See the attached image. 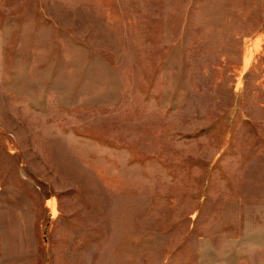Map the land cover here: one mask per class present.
Segmentation results:
<instances>
[{
    "label": "rangeland",
    "instance_id": "1",
    "mask_svg": "<svg viewBox=\"0 0 264 264\" xmlns=\"http://www.w3.org/2000/svg\"><path fill=\"white\" fill-rule=\"evenodd\" d=\"M0 264H264V0H0Z\"/></svg>",
    "mask_w": 264,
    "mask_h": 264
}]
</instances>
